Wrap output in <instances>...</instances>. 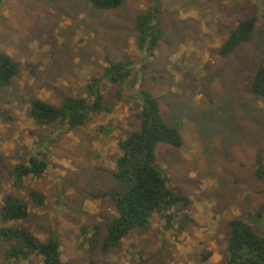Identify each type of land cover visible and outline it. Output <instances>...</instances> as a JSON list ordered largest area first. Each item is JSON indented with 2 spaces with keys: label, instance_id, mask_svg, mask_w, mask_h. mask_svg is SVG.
<instances>
[{
  "label": "rangeland",
  "instance_id": "rangeland-1",
  "mask_svg": "<svg viewBox=\"0 0 264 264\" xmlns=\"http://www.w3.org/2000/svg\"><path fill=\"white\" fill-rule=\"evenodd\" d=\"M158 3L162 38L155 51L137 44L136 18ZM256 16L249 41L219 53L230 30ZM0 52L19 72L0 88V212L7 194L30 206L26 225L40 240L55 236L69 264H227L230 221L239 219L264 236V96L252 82L264 59V0H124L104 10L89 0H0ZM131 62L121 83L104 80L109 108L77 128L40 125L35 98L61 105L86 95L110 62ZM155 95L165 120L183 144L156 145L157 161L187 201L153 215L149 229H133L105 252L107 225L117 215L108 192L123 188L114 177L118 143L138 127L142 92ZM107 129V131H104ZM42 152L48 169L21 183L13 168ZM37 189L42 205L29 198ZM167 213V214H168ZM0 237V264H41L9 259Z\"/></svg>",
  "mask_w": 264,
  "mask_h": 264
},
{
  "label": "trees",
  "instance_id": "trees-1",
  "mask_svg": "<svg viewBox=\"0 0 264 264\" xmlns=\"http://www.w3.org/2000/svg\"><path fill=\"white\" fill-rule=\"evenodd\" d=\"M89 1L94 8L110 10L120 7L124 0ZM160 14L161 8L156 2L136 18L137 44L145 54H152L162 38L158 24ZM256 21V16H252L233 27L219 53L227 56L243 42L249 41ZM130 66V61L110 62L103 76H95L87 83L86 95H69L61 105L40 98L33 99V118L40 125L57 123L73 129L87 124L96 115L109 109L105 105L104 80L112 83L125 81L131 74ZM19 69V64L9 54L0 52V88L9 85ZM252 86L256 94L264 96V59ZM141 95V106L136 113L138 127L118 143L120 156L114 177L123 184V188L103 194L114 201L117 211V215L107 225L102 245L105 252L118 246L133 229H149L153 215L158 211H164V216L170 222L168 211L175 208L179 201L188 200L172 186L168 172L159 164L156 156V145L159 142L180 147L183 137L178 128L170 125L163 117L158 98L148 91H143ZM41 155V151L33 153L14 166L12 174L16 183H21L27 176H40L46 172L48 162ZM2 163L3 157L0 155V191L4 188ZM258 174L264 175L262 164ZM29 198L38 205L45 202V195L37 189L29 191ZM29 209L27 201L7 194L1 208V218L4 221H18L29 216ZM230 225L232 235L228 243L227 264H264V236L257 235L248 223L239 219L231 220ZM0 237L9 244L6 250L9 259H29L37 254L43 258L41 264H69L62 258L61 243L55 236L40 240L29 227L21 225L1 227Z\"/></svg>",
  "mask_w": 264,
  "mask_h": 264
}]
</instances>
